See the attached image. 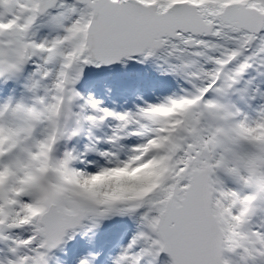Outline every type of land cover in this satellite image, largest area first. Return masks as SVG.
<instances>
[{"label": "snow or ice", "instance_id": "snow-or-ice-1", "mask_svg": "<svg viewBox=\"0 0 264 264\" xmlns=\"http://www.w3.org/2000/svg\"><path fill=\"white\" fill-rule=\"evenodd\" d=\"M0 264H264V0H0Z\"/></svg>", "mask_w": 264, "mask_h": 264}]
</instances>
